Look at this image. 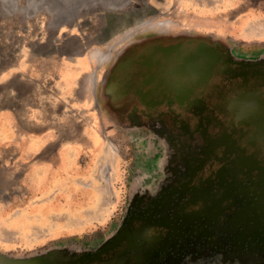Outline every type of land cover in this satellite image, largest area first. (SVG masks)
<instances>
[{
    "label": "rangeland",
    "instance_id": "374dc122",
    "mask_svg": "<svg viewBox=\"0 0 264 264\" xmlns=\"http://www.w3.org/2000/svg\"><path fill=\"white\" fill-rule=\"evenodd\" d=\"M263 65L264 0H0V116L96 162L63 224L79 232L96 201L90 231L9 245L0 122V264H264Z\"/></svg>",
    "mask_w": 264,
    "mask_h": 264
},
{
    "label": "crops",
    "instance_id": "0c3cea01",
    "mask_svg": "<svg viewBox=\"0 0 264 264\" xmlns=\"http://www.w3.org/2000/svg\"><path fill=\"white\" fill-rule=\"evenodd\" d=\"M20 66L17 68L22 67ZM25 69L28 71L27 68ZM55 78V87L58 88L61 82L58 79V74ZM69 102L71 111L78 108L79 110L83 109L82 100L69 99ZM2 121L8 123L9 130L8 132L5 131L4 135L8 139L6 149L8 150L9 161L6 170L11 188L9 193V216L7 222H5L6 225H2V229H4V232L15 236L14 241L9 245L32 250L35 247L42 248L46 245L61 243L66 237L90 231L96 223L94 209L96 201L91 206L84 205L82 207V213L87 214L88 217L86 218L87 224L79 232H67L63 224L65 220L70 222L74 219L71 211L76 209L75 207L83 200L84 186L90 184V179L86 177V174L92 166L94 172L96 162L88 156L85 165L82 167L80 165V145L65 143L61 139L63 132L59 129L48 127L37 131L27 129L18 124L16 116L12 113L0 116V122ZM32 121L34 120L32 119ZM83 137L88 144L89 141L85 131ZM85 148L87 153L89 144ZM63 155H67L72 159L71 170L68 172H63L61 168V164L64 162ZM87 155L89 154L87 153ZM2 168H5V166H2ZM93 177L96 180V176L93 175ZM56 178L61 181L54 184ZM49 180L51 181L49 182ZM52 180L53 184H51ZM41 190L43 193H41ZM48 190L50 191L46 192ZM45 201H49L50 205L45 204V206L40 207V203ZM27 205H30V208L20 213ZM91 212L95 216H91ZM12 218H15L13 222ZM54 221L63 226L57 232L52 230V222ZM40 233H44L45 236H36L34 240L29 237L30 234L37 235ZM54 233L57 234L54 235ZM5 242L0 239V244ZM53 254L46 252V257L52 259L54 258ZM66 260L68 264H92L94 261L92 258L84 259L81 254L67 257Z\"/></svg>",
    "mask_w": 264,
    "mask_h": 264
},
{
    "label": "trees",
    "instance_id": "16d2710c",
    "mask_svg": "<svg viewBox=\"0 0 264 264\" xmlns=\"http://www.w3.org/2000/svg\"><path fill=\"white\" fill-rule=\"evenodd\" d=\"M252 78H256V81H258L261 84H264V73L258 72L252 75Z\"/></svg>",
    "mask_w": 264,
    "mask_h": 264
},
{
    "label": "flooded vegetation",
    "instance_id": "af4514ba",
    "mask_svg": "<svg viewBox=\"0 0 264 264\" xmlns=\"http://www.w3.org/2000/svg\"><path fill=\"white\" fill-rule=\"evenodd\" d=\"M252 68H260V72H262V73H264V65L263 66H256V67H252ZM259 71V70H258ZM90 258H92V257H90ZM93 259V258H92ZM94 261L93 262H95L96 261V259H93ZM97 262H95V263H92V264H96Z\"/></svg>",
    "mask_w": 264,
    "mask_h": 264
},
{
    "label": "bare ground",
    "instance_id": "6f19581e",
    "mask_svg": "<svg viewBox=\"0 0 264 264\" xmlns=\"http://www.w3.org/2000/svg\"><path fill=\"white\" fill-rule=\"evenodd\" d=\"M62 2L64 3V2H65V0H62Z\"/></svg>",
    "mask_w": 264,
    "mask_h": 264
}]
</instances>
